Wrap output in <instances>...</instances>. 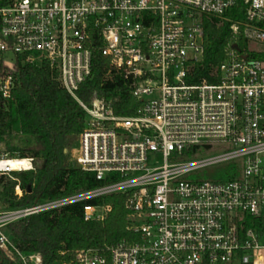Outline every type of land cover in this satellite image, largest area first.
<instances>
[{
    "label": "built area",
    "instance_id": "obj_1",
    "mask_svg": "<svg viewBox=\"0 0 264 264\" xmlns=\"http://www.w3.org/2000/svg\"><path fill=\"white\" fill-rule=\"evenodd\" d=\"M241 3L245 19L231 23L219 80L189 83L205 55L204 19L229 20ZM251 43L264 48V0H12L0 8V113L19 63H49L87 114L75 161L103 182L0 212L3 256L42 264L13 244L9 224L122 194L139 240L79 249L64 264H264V58L256 57L264 49ZM98 48L129 82L139 103L132 115L105 98L78 97ZM5 159L23 158L0 152ZM25 159V169L0 173L33 170ZM210 168L236 176L206 177ZM111 210L88 203L84 218L103 221Z\"/></svg>",
    "mask_w": 264,
    "mask_h": 264
},
{
    "label": "trees",
    "instance_id": "obj_2",
    "mask_svg": "<svg viewBox=\"0 0 264 264\" xmlns=\"http://www.w3.org/2000/svg\"><path fill=\"white\" fill-rule=\"evenodd\" d=\"M12 0H0V8ZM229 20L205 18L206 49L202 62L194 65L188 82L210 83L219 80V66L225 58V46L230 37L232 21L245 19V5L231 9ZM264 58L261 54L256 56ZM105 98L118 115H132L139 103L124 75L111 66V61L101 49L93 55L92 76L85 81L78 97L90 103L95 97ZM87 114L79 102L65 89L58 71L45 62L41 66L19 63V77L7 108L0 113V140L6 141L7 152L19 150L11 146L16 136L35 137L41 149L22 150L19 157L42 160V166L28 171H14L10 179L0 184L3 202L11 207H25L45 200H55L95 188L103 182L94 172L85 171L71 162V151L79 143ZM236 176L231 168L222 172L228 180ZM4 178V177H3ZM20 187L21 194L16 192ZM106 203L112 210L103 221L84 218L86 204ZM261 226V219L254 221ZM248 220L246 226H252ZM128 211L125 196L115 194L101 200L69 204L9 224L6 233L23 253L40 254L42 264H64L79 249H105L107 246L127 241H138L140 236L127 229ZM0 264H23L11 261L0 251Z\"/></svg>",
    "mask_w": 264,
    "mask_h": 264
},
{
    "label": "rangeland",
    "instance_id": "obj_3",
    "mask_svg": "<svg viewBox=\"0 0 264 264\" xmlns=\"http://www.w3.org/2000/svg\"><path fill=\"white\" fill-rule=\"evenodd\" d=\"M250 46L252 48L264 49L263 46L256 44V43H251ZM11 146L19 150H16L13 153L9 151L7 152L6 141L0 140V152H3L5 154L7 153L9 157L19 156L22 150L29 151L31 149H41L42 143L39 139L35 137H27V136L20 135V136H16L15 138H13V140L11 141ZM76 151H77V146L74 149H72L71 157H70L71 162L75 165H77L75 161ZM25 158H31V157H25ZM42 164H43L42 160H33V169H36L42 166ZM222 171L223 170H219L216 168H210V169H207L204 174L207 177V176L219 175L221 174ZM9 177H10V173L8 172L0 173V181L3 183H6L10 179ZM2 189H3V186L0 184V212L20 208V207H11L10 204L3 202L2 195H1ZM16 192L21 194V190L19 191L18 187H16Z\"/></svg>",
    "mask_w": 264,
    "mask_h": 264
},
{
    "label": "bare ground",
    "instance_id": "obj_4",
    "mask_svg": "<svg viewBox=\"0 0 264 264\" xmlns=\"http://www.w3.org/2000/svg\"><path fill=\"white\" fill-rule=\"evenodd\" d=\"M27 160L25 158L23 159H5L0 162V169L3 170H22L27 167ZM257 264H260L258 262Z\"/></svg>",
    "mask_w": 264,
    "mask_h": 264
}]
</instances>
